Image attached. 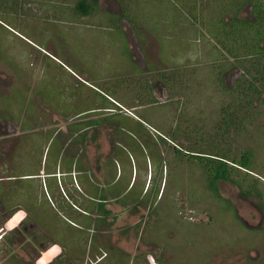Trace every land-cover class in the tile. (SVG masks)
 <instances>
[{"label": "rangeland", "instance_id": "374dc122", "mask_svg": "<svg viewBox=\"0 0 264 264\" xmlns=\"http://www.w3.org/2000/svg\"><path fill=\"white\" fill-rule=\"evenodd\" d=\"M79 1L0 0V117L19 119L32 132L21 137L19 165L6 171L20 186L13 190L19 202L30 207L33 199L36 221L90 264H264V94L254 120L228 135L218 132L219 111L231 102L241 72L226 69L224 84L217 80L224 63L209 33L219 30L212 20L210 32L204 29L197 11L208 9L203 0H90L87 17L76 11ZM211 2L206 14L213 18L218 10ZM175 71L170 91L161 76ZM45 112L42 122L32 123ZM53 112L64 120L50 124ZM96 116L108 120L106 127L101 122L100 179L119 177L106 188L117 192V203L103 200L90 174L97 177L101 169L100 162L94 165L96 149L90 144L88 169L86 154L74 157L70 146L59 144L63 137L72 141L69 136ZM187 149L228 155L240 165L249 152L245 160L254 176L238 170L240 187L218 181V198L209 189L208 171ZM41 169L52 175L42 178ZM56 173H65L61 192H70L65 183H72L76 198L66 201ZM2 256L0 251V264L15 263Z\"/></svg>", "mask_w": 264, "mask_h": 264}, {"label": "trees", "instance_id": "16d2710c", "mask_svg": "<svg viewBox=\"0 0 264 264\" xmlns=\"http://www.w3.org/2000/svg\"><path fill=\"white\" fill-rule=\"evenodd\" d=\"M89 1L90 0H80L75 8L76 11L83 16L89 15L93 10L88 4ZM93 1L95 2V0ZM210 2L211 0H203V2H201L202 7L207 6L208 9L205 8V10H203V8L197 10L196 6L190 8H194V12L197 10L198 13H203L202 16L200 15V19L203 18L204 29H206L207 32L211 29V20L214 26L219 30L217 32L212 29L211 32L209 31L211 37L210 43L212 39L215 40L216 43H214V48L220 52L217 59H219L221 63H224L223 66L222 64L219 66L220 71L217 80L220 85H222L224 84V76L227 74L226 71L232 70L241 72V76L237 81L234 80L235 84L230 90L231 102L226 104V106H228L227 108L222 107L219 111L222 117V124L218 127V132L224 130L225 135H228L231 128L234 127V129L239 130V127L241 128L242 124H245L247 120H254L253 118L255 115L253 110L256 109V102H262L261 96L264 94V0H213L211 3L216 5L218 10V12L216 11L217 16L212 15L213 18H211L213 12L208 16L206 14V10H210L208 6ZM190 4H192V0H190ZM244 11L248 12L247 17L242 16L241 13ZM190 12L194 13L189 10V13ZM189 13L188 15H190ZM198 13H195V16L193 14L191 17L193 19V24L197 27H199ZM209 16L210 18H207ZM211 44H213V42ZM176 79L177 71H175L173 76H161V80L170 91L175 90L174 83ZM154 100L153 103H159ZM180 133L181 131L179 130L177 134ZM174 143L176 144V142ZM178 147H180L178 149L179 152L181 148L183 150V147L180 145L175 146L174 149ZM186 151V155L195 157V159L198 160V164L200 165V163H202L206 168L208 171L209 189L214 192L215 196L218 198H220L218 181H231L239 185L240 183L235 179L236 175H240L237 171H251L247 162L250 155L249 152L246 153L247 155H244L246 157L242 159L240 165L237 163V159L230 161L228 155L224 156L206 153L208 154L206 156L188 149ZM245 158H247V160H245ZM230 164L233 165L231 168ZM234 165H238L242 169ZM246 174L248 173L246 172ZM249 183V185H251L250 181ZM240 186L241 184L239 187ZM254 187L255 185L253 184L252 188ZM247 192H249L248 189Z\"/></svg>", "mask_w": 264, "mask_h": 264}, {"label": "crops", "instance_id": "0c3cea01", "mask_svg": "<svg viewBox=\"0 0 264 264\" xmlns=\"http://www.w3.org/2000/svg\"><path fill=\"white\" fill-rule=\"evenodd\" d=\"M86 15L85 17H87ZM123 24H128L126 21L122 22ZM134 35V33H133ZM128 36V35H127ZM136 37V35H134ZM137 38V37H136ZM128 43L130 45L129 39ZM136 46V44H134ZM130 51V56L132 61L136 64L137 62L133 60V58H136L135 53L133 51ZM134 53V55H133ZM108 102L116 105L117 107H121L120 109H124V106L117 100H115L112 96H108ZM135 104V102L133 103ZM135 107V108H134ZM133 109H137L138 107L135 105ZM132 109V108H131ZM90 110H87V113ZM100 109L97 110L99 112ZM105 111L108 113H112L115 111L114 108L109 107L106 108ZM119 112V111H118ZM48 112H45L43 115L42 113H37V118L35 119L34 122H42L44 119V115H48ZM83 113V112H82ZM101 113V112H100ZM132 113V112H131ZM50 114V113H49ZM81 115L79 112L76 116ZM26 116V115H24ZM49 116V115H48ZM109 117V116H108ZM102 118V119H101ZM105 118V119H104ZM107 117H101V116H96L95 118H87L85 122L91 123L94 122L93 124L95 127H92V125H84V128L80 129L79 131H74L69 138L72 139V141L68 142L66 139L63 137L62 140L59 142L60 146L62 147H68L70 146L71 149L70 151L74 155V157L81 158L85 154L88 156V169H91V159H90V152L85 150L84 151V144L81 145L80 141L78 143H75L74 141L77 140L79 137L82 138V136H88V134H83L85 129H88L87 131H91L92 129H95L97 132L102 131L101 125L102 121H104V126L106 127L108 120L106 119ZM48 120L47 118H45ZM52 123L50 124H58V121H63L64 118H61L60 115H58L56 112H53V118L50 119ZM100 120V122H98ZM24 123L23 121L16 119L12 120L11 118H1L0 117V229H4L3 233H0L2 235V239H0V251L1 254H3V260L8 257H12L11 259L15 260L14 264H38V261L43 259L44 253L50 251L56 246H59L62 251L58 254H54L53 257L50 258V264H90L88 260H84L79 257L78 251L74 250L72 253L70 250L67 248L65 243H61L57 240L52 239L51 231L46 230V228L42 225H40L37 221L36 218L38 217V210L36 204H34L33 199H29L28 201L31 203L30 207L26 206L25 204L22 205L19 200H18V194L15 193L13 190H20V186L16 185L13 183L14 181L11 180L10 183V177L7 176V169L10 168L12 165H19V158H17V161L15 159L17 149L20 145L21 142V137L25 133H32L31 130H24ZM44 127L50 129L54 128V126H45ZM44 127L40 129V131H45ZM70 131L67 130H62V133L66 134L69 133ZM59 132L55 133V136H59ZM91 134V133H90ZM98 134H94L93 136L89 135V138H96ZM86 138V137H85ZM75 139V140H74ZM83 139V138H82ZM83 141H81L82 143ZM78 145L79 152H75L74 145ZM84 143V142H83ZM86 144V143H85ZM96 152V151H95ZM94 156H96V159L94 158V165L99 162V153H95ZM98 159V160H97ZM90 165V167H89ZM99 170V169H98ZM97 170L98 176L95 177L92 172L90 174L93 176V178L98 180L99 183V172ZM75 172L74 170H72ZM70 172V173H73ZM59 174L61 176H59ZM63 174L65 173H56V178L57 181L60 185V192H61V187L63 185L60 182V178L63 177ZM48 175H52L50 172H47L46 170L41 169L40 170V176L43 178H49ZM75 176H73L74 178ZM64 182V181H62ZM75 182L77 180L75 179ZM101 182V181H100ZM78 183V182H77ZM79 184V183H78ZM16 185V186H15ZM65 186L68 187L67 191L65 193L61 192L63 196L66 198V201H70L69 195L74 197V189L72 183L68 184L65 183ZM78 193V191H77ZM76 198V197H74ZM76 201V200H75ZM28 202V203H29ZM24 211L27 213V219L23 221V223L20 225L19 228L15 229L12 232H8L7 229L5 228V224L13 215L16 213ZM34 236L30 235L33 234Z\"/></svg>", "mask_w": 264, "mask_h": 264}, {"label": "flooded vegetation", "instance_id": "af4514ba", "mask_svg": "<svg viewBox=\"0 0 264 264\" xmlns=\"http://www.w3.org/2000/svg\"><path fill=\"white\" fill-rule=\"evenodd\" d=\"M74 12H73V9H72V12H71V14H73ZM133 60L134 61H136L137 62V64L139 65V62H138V60H136L135 58H133ZM144 60V59H143ZM92 127H95V125L93 124L92 125ZM88 129H85V131H83L84 133L83 134H88V136L86 135L85 137L84 136H82V140L81 141H83V142H85L86 144H84L85 146V148H86V150L88 151V148H90L89 146H90V144H91V146H93L94 147V149H96L94 152L95 153H99V162L101 163H99V165H97L99 168L101 167V169H99L100 170V172H99V178L100 177H102V174H101V172H102V165H105V163H102V161H104L105 162V157H104V153H103V151H102V148H103V144H104V142H102V135H103V131H100V132H97L95 129H92L91 131H87ZM91 133V134H90ZM94 134H98L97 135V137L96 138H98V141H94L93 140V142H91L90 141V138H89V135H91V136H93ZM91 139H93V138H91ZM75 140V139H74ZM80 141V142H81ZM75 143H78L77 142V140H75L74 141ZM118 144V143H117ZM116 147H118V145H116ZM119 148V147H118ZM117 149V148H116ZM110 167L109 168H107L108 170H110V171H112L111 170V167L113 166V165H109ZM98 170V171H99ZM109 171V172H110ZM245 171H247V173L248 174H251L252 176H254L253 175V172L252 171H249V170H245ZM118 172H119V170H118ZM119 177H116V179H118ZM256 178H258V180L260 179V180H262V182H263V179L258 175ZM109 179H110V181H111V183H112V181L114 180V178H113V174H111V176L109 177ZM116 179L114 180V181H116ZM101 181V182H100ZM111 183H103L102 182V180L100 179L99 180V186L102 188V196L104 197V199L103 200H105V201H109V200H107L106 199V197H110V198H112V202H114V203H117V201H118V196L116 195V191L115 192H113V194L112 193H108L107 192V190H106V188H107V186L108 185H110ZM121 197V196H120ZM121 200H119V202H120ZM108 211V210H107ZM110 211V210H109ZM104 212V211H103ZM107 216H110V218L112 219V215L110 214V212H106V214L104 215V217H107Z\"/></svg>", "mask_w": 264, "mask_h": 264}, {"label": "clouds", "instance_id": "9594fccd", "mask_svg": "<svg viewBox=\"0 0 264 264\" xmlns=\"http://www.w3.org/2000/svg\"><path fill=\"white\" fill-rule=\"evenodd\" d=\"M27 219V213L24 211H20L13 215L11 219L7 221L5 224V228L8 232H12L15 229L19 228L24 220ZM4 229H0V233H3ZM2 235H0V239H2ZM62 251L59 246L54 247L50 251L44 253L43 259L38 261V264H50V258L54 256V254H58Z\"/></svg>", "mask_w": 264, "mask_h": 264}]
</instances>
